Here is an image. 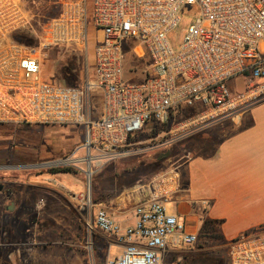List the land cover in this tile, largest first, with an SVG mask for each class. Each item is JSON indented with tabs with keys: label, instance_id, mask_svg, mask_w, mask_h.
Returning <instances> with one entry per match:
<instances>
[{
	"label": "built area",
	"instance_id": "built-area-1",
	"mask_svg": "<svg viewBox=\"0 0 264 264\" xmlns=\"http://www.w3.org/2000/svg\"><path fill=\"white\" fill-rule=\"evenodd\" d=\"M58 5V14L41 28L38 46L31 48L12 39L15 32L32 28L23 1L0 0V126L83 130V143L70 157L35 168L85 164L83 173L92 174L126 156L131 140L147 125L168 124L182 106L201 108L178 124L184 135L264 100V0H59ZM186 5H196L199 16L174 51L168 35ZM51 48L83 53L79 84L66 86L42 76L41 54ZM129 57H147L139 82L124 78ZM237 78L244 86L234 94L228 84ZM79 149L84 156L73 159ZM79 200L88 229L94 231V222L122 246L106 264H160L166 250L198 241L166 212V196L135 204L134 224L125 228L91 200L89 190ZM227 257L228 264H264V225L229 241Z\"/></svg>",
	"mask_w": 264,
	"mask_h": 264
},
{
	"label": "rangeland",
	"instance_id": "rangeland-1",
	"mask_svg": "<svg viewBox=\"0 0 264 264\" xmlns=\"http://www.w3.org/2000/svg\"><path fill=\"white\" fill-rule=\"evenodd\" d=\"M38 1L42 6H47L48 0ZM49 1L59 2V0ZM198 16L199 10L196 5L182 7L179 12V23L168 35L174 51L178 50L184 30ZM23 31L31 39V43H25L34 45L33 48H36L42 36L41 29L38 26H32ZM42 53L40 67L45 79L57 84L62 83L64 71L68 66L76 69L77 77L81 76L83 53L59 48L46 49ZM127 60L124 70L125 80L128 82L141 81L145 73L147 57L140 60L129 57ZM128 70H135V74L129 75ZM228 86L231 93L235 94L243 90L244 83L242 79L237 78L229 82ZM250 108L239 112H247ZM192 118L194 116L185 119L178 114L175 118L177 121L171 125V128L175 125L172 129L154 123L147 125L144 131L131 140L126 156L107 163L90 174L88 180L87 174L83 173L86 169L85 164H78L75 167L74 164L68 163L58 168L24 169L25 164H33L35 160L34 157L30 159L26 157L28 155L26 153L30 152L29 145L36 141L38 144L34 147L35 152L48 154L52 161L58 159L57 154L60 152H62L61 157H70L73 151L80 148V142L75 143V138L67 137L71 127L43 126L41 129L33 128L28 133H23L26 131L24 127L11 128V138L0 139V168H4L0 170V180H15L19 183L21 189L17 190L19 192L14 194V198L18 202L19 211L23 214L21 219L24 223L17 222L14 215H4L3 224L12 233L10 240L13 239L12 237L14 240H20L19 245L14 243L13 246L1 249L6 256L11 253L8 259L10 264H106L107 261L113 262L120 254V248L99 235L94 222L92 224L94 231L88 229L86 224L88 216L80 209L81 195L89 190L91 200L94 203H101L102 207L112 215L110 211L112 210V198L118 194L115 192V182L120 185L131 183L134 173L136 177V172L140 170L138 168L144 164L155 175L194 157H204L210 152L211 146L210 143L206 144L205 132L211 124L189 134H181L184 127H178V124ZM4 128H0V135L3 134ZM26 144L27 147H24ZM18 153H21V156L18 157ZM83 156L84 150L79 149L72 158ZM112 163L117 165V169L114 170ZM15 168H22V170L12 172L11 169ZM59 168L69 169L70 172H58ZM114 173L119 176L116 181L113 177ZM28 177H31L30 181L34 182V190H30L27 184H22L28 181ZM165 208L169 212L172 206L166 204ZM32 210L35 212V215L31 214L32 217L34 216L32 230L24 233L23 225L27 223L28 213ZM198 238V251L195 256L187 259L185 255H181L183 260L178 261V264H227V248L223 243L215 239Z\"/></svg>",
	"mask_w": 264,
	"mask_h": 264
},
{
	"label": "crops",
	"instance_id": "crops-1",
	"mask_svg": "<svg viewBox=\"0 0 264 264\" xmlns=\"http://www.w3.org/2000/svg\"><path fill=\"white\" fill-rule=\"evenodd\" d=\"M3 127L0 139L11 138V128L16 127L0 126ZM36 127L41 129L43 125L26 126L27 132L23 133L31 132ZM68 127L71 129L67 137L75 138V143L80 142L81 145L83 130L75 126ZM205 138L206 144L210 143L211 147L204 157H194L155 175L144 164L142 168L138 166L140 170L136 172V177L134 173L131 183L120 185L115 182V192L118 194L112 198L110 211L121 228L134 224L135 204L158 194L168 198L164 207L166 204L172 206L169 212L165 208L166 212L175 215L187 232L197 238L204 219L219 221V235L222 238L219 242L226 248L229 241L264 225V100L247 112L226 115L212 123L205 132ZM36 144L37 141L29 145L30 152L26 153V157H34L35 160L33 164L25 166L64 158L60 152L57 154L58 159L52 161L48 154L35 152ZM17 155L19 157L21 153ZM112 165L114 170L117 169L115 163ZM113 177L116 181L119 176L114 173ZM97 232L119 247L121 252L122 246L117 244L113 236L111 238L99 230ZM198 241L194 246L177 251L166 250L160 264H178L179 255L192 259L198 251ZM226 261L228 264V257Z\"/></svg>",
	"mask_w": 264,
	"mask_h": 264
},
{
	"label": "trees",
	"instance_id": "trees-1",
	"mask_svg": "<svg viewBox=\"0 0 264 264\" xmlns=\"http://www.w3.org/2000/svg\"><path fill=\"white\" fill-rule=\"evenodd\" d=\"M24 3L25 8L29 11V13L32 16L31 20V25L33 27L38 26L40 29L44 24L51 19L52 17L56 16L59 12V5L58 1L57 2H50L48 0L47 6H42L38 0H22ZM12 39L14 42L18 44H22L28 47L33 48L34 45H27L26 43H31L30 36L25 33V31L20 30L15 32L12 35ZM26 42V43H25ZM75 53L78 51H74ZM77 56V55H76ZM85 58L83 59L82 63V69H81V76L77 77L76 75V69L72 67H67L64 71L63 74V79L62 83L59 82V84L66 85V86H76L77 84L80 83L82 77H83V72L84 71V62ZM78 62V58L76 60ZM199 111V108L196 107H186L182 106L180 107L179 110H177L175 113L172 114V118L169 121L168 124H165L163 126L171 128V125L173 122L177 121V116L178 114H181L182 118L188 119L193 116H195ZM55 171V170H52ZM58 172L63 171V172H70L69 169H58ZM219 221L215 220H210V219H204L201 227H200V233L199 237L204 238V239H215V240H221V236L219 235Z\"/></svg>",
	"mask_w": 264,
	"mask_h": 264
},
{
	"label": "flooded vegetation",
	"instance_id": "flooded-vegetation-1",
	"mask_svg": "<svg viewBox=\"0 0 264 264\" xmlns=\"http://www.w3.org/2000/svg\"><path fill=\"white\" fill-rule=\"evenodd\" d=\"M23 166V165H21ZM21 166H17V167H21ZM25 166V165H24ZM26 167V166H25ZM28 167V165H27ZM2 169L4 168H0V170L2 171ZM27 169V168H24ZM6 170H10V169H6ZM12 172L13 171H19L22 170V168H15V169H11ZM31 177H28V181L23 182L22 184L25 185L27 184V186H29L30 190H34L33 188V184L34 182L30 181ZM32 185V186H31ZM0 186L2 187L1 191H0V264H10V262L8 261L9 256L11 253L7 254V256L1 251L2 248L4 247H9V246H13L14 243H20V240H14V237H12L13 239L10 240V237L12 236L8 229L5 228L3 221L5 216L4 215H14L16 217V221L17 222H21L22 219L21 217L23 216V214H21V212L19 211V206H18V202L17 200L14 198V194L18 193L19 191H17L18 189H21L19 183H17L15 180L11 181V180H0ZM29 216H28V220L27 223L25 225H23L24 228V233L25 232H30L32 230L33 227V221H34V216L32 217V215H35L34 210L29 211ZM26 215V214H25ZM24 223V221H22Z\"/></svg>",
	"mask_w": 264,
	"mask_h": 264
},
{
	"label": "water",
	"instance_id": "water-1",
	"mask_svg": "<svg viewBox=\"0 0 264 264\" xmlns=\"http://www.w3.org/2000/svg\"><path fill=\"white\" fill-rule=\"evenodd\" d=\"M32 167L35 168V167H37V166H28V167H25V168H32ZM38 167H39V166H38ZM88 178H89V177H88V175H87V180H88ZM1 189H2V187L0 186V191H1Z\"/></svg>",
	"mask_w": 264,
	"mask_h": 264
},
{
	"label": "bare ground",
	"instance_id": "bare-ground-1",
	"mask_svg": "<svg viewBox=\"0 0 264 264\" xmlns=\"http://www.w3.org/2000/svg\"><path fill=\"white\" fill-rule=\"evenodd\" d=\"M88 177L90 176V173H87Z\"/></svg>",
	"mask_w": 264,
	"mask_h": 264
}]
</instances>
